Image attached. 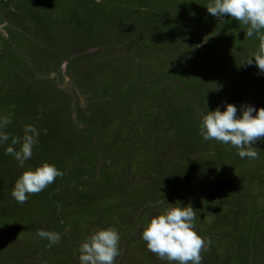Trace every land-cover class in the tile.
I'll return each instance as SVG.
<instances>
[{"label":"rangeland","instance_id":"rangeland-1","mask_svg":"<svg viewBox=\"0 0 264 264\" xmlns=\"http://www.w3.org/2000/svg\"><path fill=\"white\" fill-rule=\"evenodd\" d=\"M210 2L0 0L2 130L40 133L23 168L0 144V264H79L108 227L116 264H167L141 233L169 205L196 211L202 264H264V139L241 159L199 135L207 111L264 108V73L241 64L259 41ZM45 163L63 176L17 203L15 181Z\"/></svg>","mask_w":264,"mask_h":264},{"label":"clouds","instance_id":"clouds-1","mask_svg":"<svg viewBox=\"0 0 264 264\" xmlns=\"http://www.w3.org/2000/svg\"><path fill=\"white\" fill-rule=\"evenodd\" d=\"M206 8L210 15L222 22L228 17L246 26V36L255 37L259 44L258 50L241 64L251 66L254 58L255 66L264 73V0H211ZM237 111V107L232 104H226L223 112L219 108L207 111L201 117L199 135L205 141L230 145L237 150L241 159H256L259 153L253 145L264 139V108L257 110L243 105L242 115L239 117ZM10 123L11 119L8 117L0 120V144L11 138V146L5 149V154L13 156L23 168L25 162L32 157L40 133L33 125H26L22 138L10 137L2 130ZM18 144L19 150L15 147ZM62 176L63 172L55 165L45 163L35 170L22 172L10 195L17 203L24 204L29 196L38 195L53 184L57 177ZM160 204L165 202L161 200L156 206ZM196 219V211L191 206L169 205L163 213L154 215L143 229L141 239L146 244V250L157 260L166 261L167 264H202L201 253L208 245L194 230ZM36 235L47 239L51 244L61 240L59 233L43 229L37 230ZM120 239V234L114 227L94 232L79 246V264H116L117 257L121 254Z\"/></svg>","mask_w":264,"mask_h":264}]
</instances>
